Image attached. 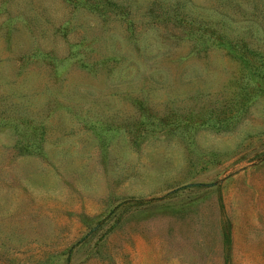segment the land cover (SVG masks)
<instances>
[{
	"label": "rangeland",
	"instance_id": "1",
	"mask_svg": "<svg viewBox=\"0 0 264 264\" xmlns=\"http://www.w3.org/2000/svg\"><path fill=\"white\" fill-rule=\"evenodd\" d=\"M0 264H264V0H0Z\"/></svg>",
	"mask_w": 264,
	"mask_h": 264
}]
</instances>
